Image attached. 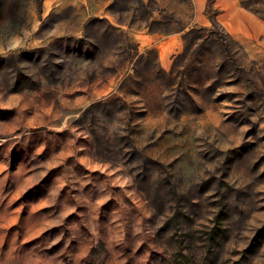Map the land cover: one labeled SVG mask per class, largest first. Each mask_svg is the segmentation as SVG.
Instances as JSON below:
<instances>
[{
    "label": "rangeland",
    "instance_id": "obj_1",
    "mask_svg": "<svg viewBox=\"0 0 264 264\" xmlns=\"http://www.w3.org/2000/svg\"><path fill=\"white\" fill-rule=\"evenodd\" d=\"M0 264H264V0H0Z\"/></svg>",
    "mask_w": 264,
    "mask_h": 264
},
{
    "label": "trees",
    "instance_id": "obj_2",
    "mask_svg": "<svg viewBox=\"0 0 264 264\" xmlns=\"http://www.w3.org/2000/svg\"><path fill=\"white\" fill-rule=\"evenodd\" d=\"M93 21V20H92ZM120 36H121V39H123V34L120 32V30H118ZM124 42V41H123ZM220 45L224 48V50L226 51L227 50V47L226 45L224 44V42H219Z\"/></svg>",
    "mask_w": 264,
    "mask_h": 264
}]
</instances>
